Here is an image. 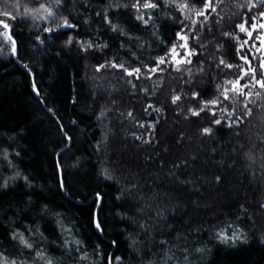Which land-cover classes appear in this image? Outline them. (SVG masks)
Listing matches in <instances>:
<instances>
[{
    "label": "trees",
    "instance_id": "trees-1",
    "mask_svg": "<svg viewBox=\"0 0 264 264\" xmlns=\"http://www.w3.org/2000/svg\"><path fill=\"white\" fill-rule=\"evenodd\" d=\"M145 2L0 0V264H264V4Z\"/></svg>",
    "mask_w": 264,
    "mask_h": 264
},
{
    "label": "snow or ice",
    "instance_id": "snow-or-ice-1",
    "mask_svg": "<svg viewBox=\"0 0 264 264\" xmlns=\"http://www.w3.org/2000/svg\"><path fill=\"white\" fill-rule=\"evenodd\" d=\"M56 2H57V4H59L60 0H56ZM260 2H261V4H264V0H260ZM133 6L134 7H139V4L137 3V4L133 5ZM41 7H43V4H41ZM143 7H145V8L153 7L154 8V7H156V5L155 4H151V3L147 2V0H146V2L144 3ZM182 7H187V5L185 4ZM252 7H255V5H252ZM207 8H211L212 11H215V7L212 6V0H206V2H205V9H207ZM250 10H251V8H249V11ZM199 14L200 15H203L204 13H203V11H201ZM48 15L51 16V15H53V13L49 12ZM261 15L264 16V12H261ZM137 18L138 19H141V20L143 19L142 16H139ZM145 23H146V21H145ZM63 26L71 27V25L68 24L67 20H65ZM5 27H7V25H5ZM238 27H239V29H240L241 32H246L247 35H248V37L251 38L252 32L251 31H248L245 28V25L244 24H240V25H238ZM252 27L255 28V25H253ZM260 27L261 28H264V24H261ZM113 29L115 30V26H113ZM177 35H178V37H179L180 40H185V41L187 40V37L186 36H181L179 33ZM224 35H229V34L228 33H224ZM237 39H238V37H237ZM244 43L246 44L247 41H245ZM180 47L181 48H184V49H187V44L186 43L185 44H181ZM240 47L242 48L243 47V44ZM257 51H259V49H257ZM169 52L170 53H176L175 47H172L169 50ZM176 54L179 55V53H176ZM191 55H192L191 52H187L186 51V56L185 57H182L181 60L176 61V63L179 64V63H182V62H185V61L187 63H191V60L190 59H187V57L188 56H191ZM240 59L244 60L249 65L251 64V61H248L247 60V56L246 55L244 57H240ZM164 63H165V58L164 57L158 58V64H157L156 68H152L149 71L155 72L157 70V68H159V65L160 64H164ZM219 64H224V66L226 68H232L233 67V65H231V64H226L223 59H221L219 61ZM110 66H112V67H120V68H123L124 67L122 64L121 65H115V64H113V65H110ZM217 66L219 67V65H217ZM100 67H105V65H101ZM237 67L242 69L243 66L242 65H237ZM260 67L262 69V72H261V77L262 78L261 79L256 80V77H255V71L256 70L255 69H251V68H250V72H245L244 75H250L251 76V80L255 81V84H259V86L261 88H264V62L261 63ZM177 70H179V68H177ZM124 71L128 75H133L135 73L138 76V74L140 73V69L139 68H135L131 72L128 71L127 68H124ZM243 78H244L243 76H240L235 82H233L231 80L226 81L225 83L226 84H231L232 85V88L231 89H228V88L223 89V91L220 92V96H222L224 99H229L228 92L229 91H232L234 93H238L239 95H244V96H247L248 98H250L251 97V92H249V93H245L244 92V89L249 87V82H245L243 85H240V80H242ZM217 88H220V85H217ZM259 95H260V93L257 92L256 93V96H259ZM180 99H181V97L177 95V96H175V97L172 98V103H176ZM218 100H219V98L213 99L211 101L206 102L204 104V106L200 108V111H204V108L207 107L208 104H216L218 102ZM243 109L246 110V111L242 110L241 115L240 116H237L236 121L229 122L228 123V126L229 127H232L233 124H237L238 125L239 123L242 122L244 116H247V115H250L251 114V109H249L247 107V100L243 104ZM222 111H227V110L226 109H223ZM233 111H235V109H233ZM192 114L193 115H199V112L198 111H193ZM232 114L233 113H228L229 116H231ZM129 115H131V113H129ZM213 115H214V113H213ZM221 119L222 118L216 119L214 121V123L220 124L221 123ZM202 131L205 134H210L211 133V129L210 128H204ZM25 179H27V178L25 177ZM3 186L4 187H7V183L5 182ZM97 228H99V225H97ZM16 238H19L20 241H21V243H23L26 247H28V248H31L32 247V245L30 243H28L27 240H25L23 238V234H17V236H14L13 237V239H16ZM221 238H224V237L221 235ZM37 255H40V253H37ZM0 256H2V254H0ZM40 258L41 259H45V257L43 255H40ZM4 264H7V261L6 260L4 261ZM12 264H15V261H13ZM46 264H52L51 260L48 259L46 261Z\"/></svg>",
    "mask_w": 264,
    "mask_h": 264
},
{
    "label": "water",
    "instance_id": "water-1",
    "mask_svg": "<svg viewBox=\"0 0 264 264\" xmlns=\"http://www.w3.org/2000/svg\"><path fill=\"white\" fill-rule=\"evenodd\" d=\"M5 25H7L3 20H0V26H3V27H5ZM64 25V24H63ZM6 29H7V32H8V36L11 38V35H10V33H9V28H8V25H7V27H5ZM12 56L14 57V58H16V55H15V43H14V41H13V46H12ZM18 64L19 65H21L22 67H24L25 69H26V67H25V65L22 63V62H20V61H18ZM27 70V69H26ZM29 73H30V71L29 70H27ZM35 93H36V95H38V92L35 90ZM99 201H100V199L98 200V204H99ZM98 204H97V207H98ZM97 207H96V210H97ZM97 222H95V228H96V231L97 232H100V227L99 228H97Z\"/></svg>",
    "mask_w": 264,
    "mask_h": 264
},
{
    "label": "rangeland",
    "instance_id": "rangeland-1",
    "mask_svg": "<svg viewBox=\"0 0 264 264\" xmlns=\"http://www.w3.org/2000/svg\"><path fill=\"white\" fill-rule=\"evenodd\" d=\"M46 4V3H45ZM52 11V7L51 6H47V5H43V7H41V5L37 8H33L31 10V12L33 13H38V14H41L42 16L44 15H48L49 12Z\"/></svg>",
    "mask_w": 264,
    "mask_h": 264
}]
</instances>
